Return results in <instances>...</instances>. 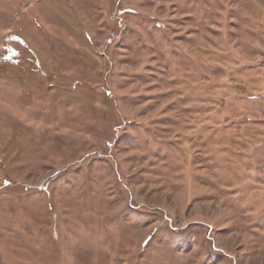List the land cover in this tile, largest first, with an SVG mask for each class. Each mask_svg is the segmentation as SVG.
Wrapping results in <instances>:
<instances>
[{
  "label": "rangeland",
  "instance_id": "rangeland-1",
  "mask_svg": "<svg viewBox=\"0 0 264 264\" xmlns=\"http://www.w3.org/2000/svg\"><path fill=\"white\" fill-rule=\"evenodd\" d=\"M0 264H264V0H0Z\"/></svg>",
  "mask_w": 264,
  "mask_h": 264
}]
</instances>
